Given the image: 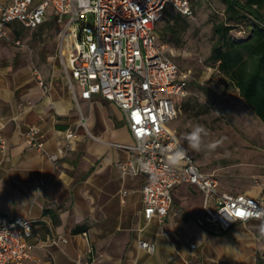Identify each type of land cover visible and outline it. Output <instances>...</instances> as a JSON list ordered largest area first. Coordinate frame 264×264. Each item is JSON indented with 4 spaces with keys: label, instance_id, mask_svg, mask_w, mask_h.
I'll return each mask as SVG.
<instances>
[{
    "label": "crops",
    "instance_id": "obj_1",
    "mask_svg": "<svg viewBox=\"0 0 264 264\" xmlns=\"http://www.w3.org/2000/svg\"><path fill=\"white\" fill-rule=\"evenodd\" d=\"M60 64L37 68L15 57L0 63V134L6 141L0 150V226L16 217L32 220L26 242L33 259L83 264L91 249L103 264H263L264 222L238 223L225 232L200 227L195 219L202 213L201 194L192 186L173 191L162 222L146 223V177L122 172L121 165L137 164V155L115 146L133 144L124 114L99 95L82 100L76 89L74 97ZM31 126L41 130L49 154L65 131H75L71 151L57 166L24 143ZM262 179L246 193L264 194ZM56 237L66 242L52 243ZM140 241L153 244L154 252L141 249Z\"/></svg>",
    "mask_w": 264,
    "mask_h": 264
},
{
    "label": "built area",
    "instance_id": "obj_2",
    "mask_svg": "<svg viewBox=\"0 0 264 264\" xmlns=\"http://www.w3.org/2000/svg\"><path fill=\"white\" fill-rule=\"evenodd\" d=\"M47 9L51 16L47 17ZM169 10L183 17L192 15L189 0H0V42L22 46L8 31L10 25L36 29L50 17L60 26L57 56L70 93L76 97L78 89L82 100L99 95L124 114L133 144L115 146L137 155V164H123L121 171L146 177L141 189L146 223L164 220L173 206V191L181 185L192 186L201 194L202 213L195 219L200 227L225 232L238 223L264 222V194L247 197L220 191L217 178L200 171L190 156L177 168L167 165V148L174 137L167 125L176 119L191 78L190 70L173 60V48L155 44L156 26ZM66 39L71 50L64 54ZM35 77L43 87L39 73ZM85 121L81 117L80 124ZM75 138L74 130L65 131L62 144L49 154L41 130L31 126L24 143L57 166L71 151ZM5 148L0 134V150ZM31 226L32 220L25 217L0 226V264H45L30 255L26 237ZM59 242L66 240L52 239L54 244ZM139 247L154 252V245L148 242L140 241ZM83 264L103 262L88 249Z\"/></svg>",
    "mask_w": 264,
    "mask_h": 264
},
{
    "label": "rangeland",
    "instance_id": "obj_3",
    "mask_svg": "<svg viewBox=\"0 0 264 264\" xmlns=\"http://www.w3.org/2000/svg\"><path fill=\"white\" fill-rule=\"evenodd\" d=\"M34 1L39 3L41 0ZM189 1L192 15L182 18L184 23L163 18L157 24L158 39L155 44L173 48L176 51L173 60L180 68L191 72L187 95L179 101H188L189 110L181 108L176 119L167 127L176 137L189 132L196 124L203 125L208 131L206 143L217 142L218 146L210 152L190 151L189 156L200 171L217 178L219 189L254 197L246 191L263 182L264 125L239 97L238 91L228 85L208 62L215 40L212 26L223 19L222 3L219 0ZM46 14L51 16V10L47 9ZM168 26H174V29H168ZM7 29L13 35L18 33L22 46L0 43V63L15 57L38 68L59 61L57 53L61 28L53 21L37 29L17 25H10ZM238 29L244 28H235L229 35L239 36ZM65 43L64 54L71 50L67 39ZM164 53L167 54L168 49ZM184 147H187L186 142Z\"/></svg>",
    "mask_w": 264,
    "mask_h": 264
},
{
    "label": "trees",
    "instance_id": "obj_4",
    "mask_svg": "<svg viewBox=\"0 0 264 264\" xmlns=\"http://www.w3.org/2000/svg\"><path fill=\"white\" fill-rule=\"evenodd\" d=\"M219 1L224 7L223 19L212 26L215 40L208 62L238 91L239 97L264 125V0ZM163 18L184 23L182 18L186 17L169 10ZM48 21H52L50 17L43 24ZM235 28L244 29H238L239 36L231 37L229 33ZM168 29L173 30L174 26ZM179 105L183 111L189 110L188 101Z\"/></svg>",
    "mask_w": 264,
    "mask_h": 264
},
{
    "label": "clouds",
    "instance_id": "obj_5",
    "mask_svg": "<svg viewBox=\"0 0 264 264\" xmlns=\"http://www.w3.org/2000/svg\"><path fill=\"white\" fill-rule=\"evenodd\" d=\"M207 136V129L201 124H196L192 126L189 132L173 137L170 146L167 148L168 167L173 169L181 166L185 160L189 159L190 151L201 153L214 150L218 146V143H206ZM185 142L187 147H184ZM37 192H39V190H37ZM260 232L264 235V224L261 225Z\"/></svg>",
    "mask_w": 264,
    "mask_h": 264
}]
</instances>
